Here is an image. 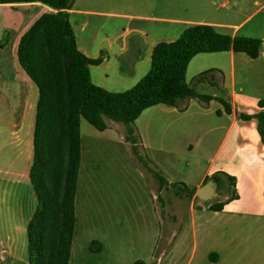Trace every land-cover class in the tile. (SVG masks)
I'll return each mask as SVG.
<instances>
[{
  "label": "crops",
  "instance_id": "1",
  "mask_svg": "<svg viewBox=\"0 0 264 264\" xmlns=\"http://www.w3.org/2000/svg\"><path fill=\"white\" fill-rule=\"evenodd\" d=\"M167 1L169 4H175L179 0ZM221 1L222 6H225L229 0ZM75 4L76 0L68 9L69 19L74 13H92L91 10L75 8ZM252 5L251 11L241 19H235L230 23L208 20V15L199 19L187 18L188 14L182 12L156 18L163 22L185 23L188 26L206 23L216 29H231L218 30L231 36L245 35L238 33L252 18L264 10V0H252ZM0 9L4 10L0 14V264H30L28 225L37 207L36 191L30 179V169L34 158L37 103L40 93L37 84L19 62L18 46L22 36L39 17L44 13L55 12L56 9L40 1L0 3ZM224 13L222 17L227 15V12ZM85 24L86 22L82 24V29ZM188 26L180 28L179 31L182 32ZM255 27L256 25H251L247 31H253ZM128 31L131 33L130 30ZM181 32L178 33L181 34ZM144 34L148 35V32ZM127 37L125 36L119 45V57L126 56L129 65L133 67L146 54L148 55L146 60L150 62L151 67L153 49L160 41L151 43L146 52L144 45L134 44L131 39L128 42ZM260 38L264 39V36ZM76 43L87 56L102 57L99 64L89 65L90 73L92 66H99L109 60L107 50L101 49L100 46L96 47L94 54L93 46L80 45L77 39ZM113 45L114 43H111L109 49ZM208 54L219 55H213L215 57L208 59ZM223 54H227L226 62L222 60ZM193 58L198 60L196 79L194 82H186L198 96L177 98L172 104H155L145 108L133 122H137L147 110H151L150 114H157L155 123L157 139L150 137L148 123L150 116L147 117L145 131L135 124L133 126L137 135L135 145H137L138 153L149 160V166L158 171L162 178L153 174L149 167L138 159L133 143L126 139L123 132L122 139L119 140L128 149L130 157H136L140 164V168L136 169L140 180L144 179L145 185L140 186L138 192L152 194V212L148 213V218L143 219L144 222L152 225L150 229L146 228V238L143 240L146 253L143 258L146 264L152 262L158 247L161 227L164 224V205L160 201V196L166 188L179 186L196 194L197 188L211 176H216L219 182L228 178L227 175L234 176L235 183L231 186L230 197L225 196L222 200L208 203L207 207L203 203L204 200L196 196L201 203L195 206L194 202L191 205L192 215L197 218L206 210L218 214L250 215L264 221V141L255 116L264 110V46L262 44L256 58L244 51L234 49L202 52ZM120 65L122 68L125 66L122 62ZM206 70L211 72L206 77L199 78V75ZM104 75L108 76V72L105 71ZM208 86L211 88L209 92ZM15 94L23 98L19 106H14V102H11ZM164 120L165 128L162 124ZM171 126H174V130L168 133ZM106 139H102V142ZM212 145H215L212 154L209 157L204 156L203 152ZM92 146V143L83 139L80 127V163L75 193L76 226L67 264H117L122 258L131 254L138 245L128 236L118 235L116 229L105 232L103 237L89 238L85 219L78 217L79 182H82V170L88 171L90 165L92 169ZM84 177L85 174L83 179ZM150 177L158 180L159 183L156 182V184L159 194H156L153 187L149 188ZM221 187H225V182ZM109 190H102V198L109 204L100 216L105 218L106 223L111 226L116 224L115 217L123 218L125 226L129 227L128 214L116 204L111 203ZM127 191L130 195L134 193L132 187L124 185V189H120L123 199ZM234 193L237 197L232 198ZM216 203H222V208L212 209L211 205ZM142 207H147V203L143 202ZM118 210L124 213H119ZM151 220L154 221L151 222ZM121 221L118 220L117 223L122 224ZM93 241L101 243L100 250L96 252L90 250V244Z\"/></svg>",
  "mask_w": 264,
  "mask_h": 264
},
{
  "label": "rangeland",
  "instance_id": "2",
  "mask_svg": "<svg viewBox=\"0 0 264 264\" xmlns=\"http://www.w3.org/2000/svg\"><path fill=\"white\" fill-rule=\"evenodd\" d=\"M243 1L229 0L227 5L222 6L221 0H179L175 4H169L167 0H76L75 8L91 10L92 13H74L71 15L70 23L80 45L93 46L94 54L96 47L100 46L109 54L108 61L99 66H92V82L110 91H124L135 85L150 68L146 54L133 67L129 65L126 56L119 57L118 48L125 36H128V42L131 39L134 44L144 45L147 52L154 41H174L179 37L180 33L178 32H181L179 29L188 26L185 23L163 22L156 17L182 12L192 16L186 15L187 18L199 19L208 15V20L230 23L235 19H241L253 9L252 0H245V3ZM3 11L0 9V14ZM224 12H227V15L222 17ZM117 14L123 16H116ZM85 22L82 29L81 26ZM251 25H256L255 29L247 31ZM126 30H130L131 33L125 32ZM217 30L231 29L219 28ZM144 32H148V35H145ZM238 34L264 36V10L252 18ZM136 41L139 43H135ZM111 43L114 45L109 49ZM130 44L132 45V43ZM213 55L219 54H208V59L215 57ZM221 57H223V62H226L227 54H223ZM197 61V58H193L188 64L187 82H194L196 79ZM121 62L125 68L121 67ZM105 71L108 72V76L104 75ZM210 90L211 88L208 86V92ZM56 94L57 92H51L50 103L56 101ZM16 95L11 98V102H14V106H19L23 98ZM150 111L144 112L141 118L132 125L135 124L145 131V123L147 117L150 116L148 122L150 137L157 139L155 129L157 114H150ZM107 123L108 128L99 130L85 118H80L83 139L93 144V166L91 169L90 165L88 171H84V168L82 170V182H79L77 193L78 217L85 219L89 238L92 236L100 238L110 229H116L118 235H126L136 241L138 244L136 249L122 258L120 263H117L133 264L137 259L145 260L143 258L146 254L143 240L146 238V228L150 229L152 225L144 222L143 219L148 218V213L152 212V194L151 192H142V194H140L141 191L138 192L140 186L145 185L144 179L140 180L136 169L140 168V164L136 157V159L130 157L128 149L119 142L122 139V132L125 137L128 136L126 125L113 119H107ZM162 124L165 128L166 121H162ZM172 130H174V126L169 127L168 133H171ZM104 138L107 139L102 142ZM106 141L108 142L106 143ZM214 148L215 145L208 147L203 152L204 156L209 157ZM87 166L89 165L87 164ZM156 180L150 177L149 188L153 187L156 194H159L156 184L158 180ZM224 182L225 187H220L214 198L209 202H203L207 207L208 203L232 195L231 181L225 178ZM124 185L132 187L134 192L132 195L128 191L125 192V199L120 192L121 188L124 189ZM106 189H110L111 203L116 204L118 208H122L128 214L129 227L125 226L123 218L115 217L116 224L111 226L106 223L105 218L100 216V213L109 204L102 198V193ZM160 199L164 205V224L161 227L158 247L150 264H264L263 220L250 217V215L218 214L206 210L196 218L192 215L191 205L195 202L196 206L201 203L200 200L196 198L194 191L179 186L166 188L163 194L161 193ZM143 202L147 203V207H142ZM117 212L121 213L122 211L118 210ZM118 220H122V224H118ZM46 229L44 236L48 237L51 228L46 226ZM38 231L36 232L37 236L42 234L41 231ZM26 260H28L27 256Z\"/></svg>",
  "mask_w": 264,
  "mask_h": 264
},
{
  "label": "trees",
  "instance_id": "3",
  "mask_svg": "<svg viewBox=\"0 0 264 264\" xmlns=\"http://www.w3.org/2000/svg\"><path fill=\"white\" fill-rule=\"evenodd\" d=\"M33 1L47 3L56 11L39 17L18 46L19 62L40 93L30 169L38 203L28 225L29 260L30 264H67L76 226L80 118L99 130L108 127L107 119L123 122L128 131L126 139L133 143L138 159L162 178L149 166V160L138 153L132 123L145 108L198 96L186 82L187 66L196 54L234 49L256 58L262 44L264 46V39L231 36L206 23L190 25L176 40L159 42L154 47L151 67L135 85L124 91H110L91 79L89 65L99 64L102 57H89L77 47L68 12L74 0H0V3ZM211 70L202 72L199 78L206 77ZM51 92H57L56 101L52 103L49 100ZM255 116L264 141V110ZM227 177L231 184L235 183L234 176ZM223 184L222 179L219 186ZM235 197L236 193L232 198ZM222 206L216 203L211 208L219 210ZM46 226L51 228L48 237L44 236ZM37 230L43 235L37 236ZM100 248L99 241L90 244L93 252ZM134 264L146 263L139 259Z\"/></svg>",
  "mask_w": 264,
  "mask_h": 264
},
{
  "label": "water",
  "instance_id": "4",
  "mask_svg": "<svg viewBox=\"0 0 264 264\" xmlns=\"http://www.w3.org/2000/svg\"><path fill=\"white\" fill-rule=\"evenodd\" d=\"M219 188L216 176L209 177L201 186L196 190V196L204 201L210 200L214 197Z\"/></svg>",
  "mask_w": 264,
  "mask_h": 264
},
{
  "label": "flooded vegetation",
  "instance_id": "5",
  "mask_svg": "<svg viewBox=\"0 0 264 264\" xmlns=\"http://www.w3.org/2000/svg\"><path fill=\"white\" fill-rule=\"evenodd\" d=\"M218 184H219V179H218Z\"/></svg>",
  "mask_w": 264,
  "mask_h": 264
}]
</instances>
